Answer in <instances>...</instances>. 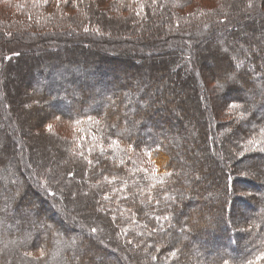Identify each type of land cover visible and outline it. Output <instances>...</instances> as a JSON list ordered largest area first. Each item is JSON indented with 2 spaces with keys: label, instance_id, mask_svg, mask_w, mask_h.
I'll return each mask as SVG.
<instances>
[{
  "label": "trees",
  "instance_id": "16d2710c",
  "mask_svg": "<svg viewBox=\"0 0 264 264\" xmlns=\"http://www.w3.org/2000/svg\"><path fill=\"white\" fill-rule=\"evenodd\" d=\"M257 28L264 0H0V264H264Z\"/></svg>",
  "mask_w": 264,
  "mask_h": 264
},
{
  "label": "rangeland",
  "instance_id": "374dc122",
  "mask_svg": "<svg viewBox=\"0 0 264 264\" xmlns=\"http://www.w3.org/2000/svg\"><path fill=\"white\" fill-rule=\"evenodd\" d=\"M200 1H202L205 5H209V0H200ZM257 33H258V35H264V31L261 29H259V28H257ZM221 47L223 46V45H220ZM70 48L71 46L70 45H68L67 46V48ZM220 47V48H221ZM16 50H18V51H20V48H16ZM221 51V50H220ZM258 54L257 53H255V55H252V54H249L248 55V59H250V60H252V59H254L255 58V56H257ZM252 56H253V58H252ZM160 58V56H158V57H156V61H157V59H159ZM165 59H166V64H168V58L167 57H165ZM14 64V63H13ZM14 66H16L17 68V73L14 75V85H19V87H21L22 89H23V87L22 86H25L24 84H23V81H21L20 79H18V77L20 78V74H23L22 72H21V69H22V67H21V64H17L16 63V61H15V65ZM132 71V70H131ZM131 73H133V72H131ZM202 78H201V80H202V86H203V91H205V93L207 94V96H209L210 95V97L211 98H213V93L211 92V90H210V85H209V83H208V76L206 75V74H204L203 73V71H202ZM24 75H25V73H24ZM66 78V77H65ZM69 79V78H68ZM163 80H164V78H162ZM39 80H41V79H37V81H39ZM63 80H66V79H63ZM63 80H60V83L59 84H61L60 86H65L66 88H68V89H73L74 88V86L77 88V89H83V91H85L84 90V87H85V85L87 84V89H86V91H91V92H94L95 94H98V92L96 91V88H95V86H91L90 85V83H91V81L88 79V78H84V77H81L80 75L78 76V78H77V80H76V83H74L73 84V86L72 85H70V83H68V82H63ZM89 81V82H88ZM164 83H166L165 81H164ZM147 89V88H146ZM148 90V89H147ZM58 92H60L61 90H57ZM57 91H56V93H57ZM145 93H146V91H145ZM144 94V93H143ZM152 95H155V96H161V93L160 92H158V91H154L153 93H152ZM181 95H183V94H181ZM180 95V97H182ZM244 97L245 98H248L249 96L247 95V94H245L244 93ZM168 99H169V101L171 100V99H173V98H171V95H169V97H168ZM213 100H214V98H213ZM22 101L23 102H25V101H27V99L25 98V97H23L22 98ZM164 103V102H163ZM170 104H171V102H169ZM95 106H98V105H95ZM21 107H23V110H25V111H29L31 108L30 107H28L27 105H22ZM91 107H93V108H95L94 106H91ZM23 116V115H22ZM21 116V117H22ZM21 117H19V119L18 120H14L13 122H15L16 124H17V126H19L20 125V121H22V120H20L21 119ZM23 118V117H22ZM27 124H31V121H28L27 122ZM19 129H20V126H19ZM21 130V129H20ZM55 131L57 132H59L61 135H63V136H65V137H68V138H73L74 137V135H81V136H85L83 133H81L78 129H76V128H73V127H61V126H58L56 129H55ZM19 133V132H18ZM20 134V133H19ZM28 134H23V133H21V136H22V139H23V141L27 144V145H30L29 143L30 142H27L26 141V136H27ZM48 156H49V158L50 159H54V155L53 154H51V152H49L48 153ZM222 156V155H221ZM66 156L64 155V156H62V159H64ZM222 159H223V156H222ZM224 159H225V157H224ZM226 161H228L227 159H225ZM249 174V173H248ZM250 175V174H249ZM29 176H31V175H29ZM187 184H189L188 182H187ZM236 186V189H239V190H241V191H244L243 193H249L250 191H252L251 189V187H246V186H241L240 184H239V186H237V185H235ZM251 188V189H250ZM208 199H210V198H208L207 196H204V195H196V197H194V199H192L190 202H189V204L187 205V207H185V209L186 210H189V212L191 213V214H194V213H196V212H198L197 211V209L199 208V203H201V202H204V203H207V205H212V207H219L220 206V204L219 203H217V202H215L214 200H211V201H206V200H208ZM241 208V207H240ZM239 211H241V212H243V209H239ZM245 217V216H244ZM241 218H242V216H241ZM247 218V217H246ZM239 219V218H238ZM233 220V222L234 223H236V221H237V219H231V221ZM220 221H217L216 222V224H218ZM199 225L200 226H204V223L203 222H199ZM78 226V225H77ZM207 226V225H206ZM205 227V226H204ZM78 227H76L75 229H77ZM77 231H78V229H77ZM108 257V256H107ZM101 262H103V263H105V264H107L106 262L107 261H109V260H106V261H104V260H100ZM99 261V262H100ZM115 261V258H110V263L111 262H114ZM109 264V263H108Z\"/></svg>",
  "mask_w": 264,
  "mask_h": 264
},
{
  "label": "snow or ice",
  "instance_id": "6c2138e0",
  "mask_svg": "<svg viewBox=\"0 0 264 264\" xmlns=\"http://www.w3.org/2000/svg\"><path fill=\"white\" fill-rule=\"evenodd\" d=\"M157 174H158V170H157ZM93 231H95V229H93ZM260 259H264V256L260 257Z\"/></svg>",
  "mask_w": 264,
  "mask_h": 264
}]
</instances>
